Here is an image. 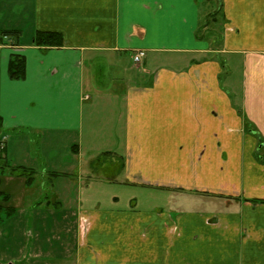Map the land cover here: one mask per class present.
I'll return each instance as SVG.
<instances>
[{
  "label": "crops",
  "instance_id": "crops-1",
  "mask_svg": "<svg viewBox=\"0 0 264 264\" xmlns=\"http://www.w3.org/2000/svg\"><path fill=\"white\" fill-rule=\"evenodd\" d=\"M1 14L23 32L0 37L2 133L70 135L79 175L106 153L103 183L150 201L82 200L77 264H264V0H0Z\"/></svg>",
  "mask_w": 264,
  "mask_h": 264
},
{
  "label": "rangeland",
  "instance_id": "rangeland-1",
  "mask_svg": "<svg viewBox=\"0 0 264 264\" xmlns=\"http://www.w3.org/2000/svg\"><path fill=\"white\" fill-rule=\"evenodd\" d=\"M6 15H0L2 38L3 29H7L4 27L9 25L4 19ZM10 37L16 39L15 34ZM2 132L0 130V264H77L76 246L82 243L78 227L82 212L78 206L87 197L102 207L133 208L135 199L140 206L150 204L146 196L136 198L139 190L127 187L120 178L109 183L111 185L103 183L101 176L112 173L106 168L114 166L109 157L103 156L96 166L84 158V173L79 175V158L70 135L42 138L29 133ZM28 167L36 172L30 184L25 183L27 176L20 175L22 169L28 170ZM47 168L54 174H43ZM85 179L91 185L88 189L83 188ZM69 182L72 183L68 185ZM107 188H110L108 194L99 195ZM10 193L15 196L8 201L6 195ZM112 193L116 194L111 197ZM56 200L63 201L64 205L49 204Z\"/></svg>",
  "mask_w": 264,
  "mask_h": 264
},
{
  "label": "trees",
  "instance_id": "trees-1",
  "mask_svg": "<svg viewBox=\"0 0 264 264\" xmlns=\"http://www.w3.org/2000/svg\"><path fill=\"white\" fill-rule=\"evenodd\" d=\"M10 34H12V35L15 34V36L18 37L20 32L17 30L4 31L3 36H9ZM34 42L40 46H62L64 43V39H63V36L58 32L39 31L36 33V35L34 37ZM9 73H10V77L12 79L19 80V79H23L25 77L26 61H25V57L23 55H21L19 53L13 54V56L9 62ZM105 155H106V153L101 154L95 160H93V163H97ZM23 173L24 172H22V175H23ZM31 173H32V175H30V176L26 175L28 178L26 181L29 184L32 183L35 179L34 175H33L34 172H31Z\"/></svg>",
  "mask_w": 264,
  "mask_h": 264
},
{
  "label": "built area",
  "instance_id": "built-area-1",
  "mask_svg": "<svg viewBox=\"0 0 264 264\" xmlns=\"http://www.w3.org/2000/svg\"><path fill=\"white\" fill-rule=\"evenodd\" d=\"M144 56H145V52H144V51H142V50L137 51V52H135V53L133 54V60H134V62H136V63H140L141 60L144 58Z\"/></svg>",
  "mask_w": 264,
  "mask_h": 264
},
{
  "label": "water",
  "instance_id": "water-1",
  "mask_svg": "<svg viewBox=\"0 0 264 264\" xmlns=\"http://www.w3.org/2000/svg\"><path fill=\"white\" fill-rule=\"evenodd\" d=\"M10 264V263H9Z\"/></svg>",
  "mask_w": 264,
  "mask_h": 264
}]
</instances>
